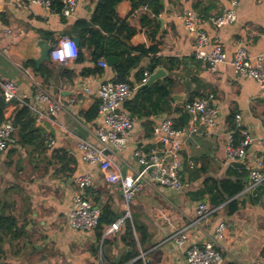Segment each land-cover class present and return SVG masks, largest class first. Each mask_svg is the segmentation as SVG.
Returning a JSON list of instances; mask_svg holds the SVG:
<instances>
[{"label":"crops","instance_id":"0c3cea01","mask_svg":"<svg viewBox=\"0 0 264 264\" xmlns=\"http://www.w3.org/2000/svg\"><path fill=\"white\" fill-rule=\"evenodd\" d=\"M100 1L79 0L74 14L68 17L55 8L61 0H54L51 10L34 3L19 5L15 0H0L1 77L14 81L19 91L30 97L34 87L40 85L66 103L57 118L64 129L45 117L35 123L44 140L31 136L27 144H22L17 128L16 143L0 157V215L18 220L12 231L0 229V264H136L141 252L147 254L150 264H185L187 249L215 237L216 227L222 221L229 226L219 242L223 264H264V190L259 197L241 192L228 197L222 192L223 182L241 181L244 190L247 181V172L239 162L226 157V132L235 113L241 112L253 136L264 137V99L259 97L258 83L238 77L229 62L221 64L217 74L207 70L194 55L196 33L188 30L178 17L185 10L203 18L214 16L231 7L234 0H160L162 9L157 13L147 6L134 9L132 0H121L115 6L116 19L137 31L130 40L132 46L158 47L156 53L142 57L125 75L135 90L123 109L132 115L128 109L132 107L135 113L129 146L122 153L123 170L132 173L138 168L133 157L136 149L148 152L161 147L153 137V128L172 115L174 128L181 131L183 138L178 170L183 189L174 192L151 174L146 175V184L133 201L131 217L126 219L134 227L136 247L121 238L125 223L121 231L101 240L97 229L81 231L68 224L76 191L74 179L90 169L80 160L77 139L95 142L90 130L102 120L99 115L89 119L86 113L98 104L97 92L103 82L124 76L117 65L99 66L102 58L94 60L93 48L82 47L81 57L65 66L52 61L50 54L43 58L42 52L44 46H55L62 38L79 37L76 23L90 22ZM236 1L234 24L222 28L204 26L210 38L205 49L210 51L219 44L231 58L243 42L256 65V57L264 54V0ZM144 16L160 24L156 39L150 35L149 29L153 27H143ZM7 30L13 33L7 34ZM132 55L138 56L139 52L133 51ZM152 59L160 60L158 67H165L168 77L149 87L165 85L168 95L150 94L151 90L137 98L142 89L136 87L141 80L140 69ZM29 60L47 70L36 72L26 65ZM86 87L92 92L87 93ZM210 93L215 95L213 104L220 112L218 125L213 130L202 127L200 132L190 133L189 116L183 106ZM1 95L0 91V99ZM13 107L7 108L9 115ZM47 135L56 138L54 146L47 144ZM57 150L68 152L78 162L77 170L69 177H61L58 171L61 165L52 157L54 154L59 158L54 152ZM92 173L101 210L109 209L115 221L124 218L125 204L119 188L108 183L100 170L92 169ZM200 202L218 210L199 226L187 229L186 243L178 245L172 236L195 217ZM110 225L104 227V232ZM131 254L133 258L128 259Z\"/></svg>","mask_w":264,"mask_h":264},{"label":"built area","instance_id":"2783aa9c","mask_svg":"<svg viewBox=\"0 0 264 264\" xmlns=\"http://www.w3.org/2000/svg\"><path fill=\"white\" fill-rule=\"evenodd\" d=\"M79 0H61L62 14L72 16L76 10ZM19 5L39 4L51 10L54 0H15ZM238 2L234 0L231 7L224 8L219 14L207 18L200 17L192 10H185L178 17L182 19L185 27L196 33L195 57L203 62L207 70L217 74L221 64L229 62L238 77L253 79L259 85V97L264 99V54L256 57L257 64L252 61L245 44L240 43L229 58L224 47L215 44L213 49L207 51L205 46L210 43V38L204 29L205 25L213 28H222L225 25L234 24L237 21ZM0 31V35H1ZM11 35L12 30H7ZM72 41L75 49L73 57H65L63 61L52 58V52L59 50L60 41ZM79 47L72 38H62L50 52L52 61L67 65L71 60H76ZM99 66L107 68L106 58L98 61ZM153 71L145 69L140 82L136 87L144 88L148 85ZM0 89L7 102L17 101L29 108L32 117L36 121L43 118H51L55 124L61 110L66 108V103L60 98L53 97L49 91L40 85L34 87L33 96L21 93L17 84L4 79L0 74ZM135 87L129 80L118 81L107 80L100 85L97 92L99 103L98 115L102 118L100 123L92 126L90 133L95 142L79 137L77 149L80 160L89 165V170L74 179L76 191L73 194L71 207L68 212V224L81 231H93L97 228L102 215V210L97 204L98 193L94 188V175L92 169L100 170L108 183L116 185L123 197L125 204V216L113 222L104 232V238L115 232L121 231L126 219L131 217L132 204L137 194L143 189L146 175L159 183L168 186L174 192L183 189V182L179 176L181 166V149L183 138L181 131L174 128V117L169 115L160 124L153 128V137L161 143V147H155L148 152L136 149L133 157L137 160L138 168L131 173L123 170L122 153L129 146V138L134 127V118L123 109V105L133 96ZM85 91L91 93V88ZM215 95L210 93L204 97L187 101L183 108L189 116V132L197 133L202 127L215 129L219 122V109L213 104ZM233 124L226 132V157L231 162H239L243 171L247 172V181L241 195H252L259 197L264 190V137L253 136L251 130L245 124L243 114L235 113ZM16 127L13 119L0 125V157L5 155L9 147L16 143ZM49 146L56 144V138L52 135L46 136ZM257 146V150L252 148ZM218 207H212L207 202H200L196 208V215L188 224L177 232L172 238L178 245L187 241L186 230L199 226L203 221L216 213ZM227 221H222L216 227L215 237H211L206 243H194L186 251L185 264H223V252L221 244L225 232L228 229ZM141 264H150L147 254L141 252L139 255ZM253 264H260L255 262Z\"/></svg>","mask_w":264,"mask_h":264},{"label":"trees","instance_id":"16d2710c","mask_svg":"<svg viewBox=\"0 0 264 264\" xmlns=\"http://www.w3.org/2000/svg\"><path fill=\"white\" fill-rule=\"evenodd\" d=\"M121 0H101L98 7L94 11L91 21H78L76 23V27L79 29V54L78 58L81 57V48L88 47L93 48L92 57L95 61H98L100 58H107L109 56H116L121 59V61L117 64V69L120 74H122L123 78H117L118 81H126L125 75L127 72L137 66L142 57L148 55L149 53H156L158 51V47L152 46L151 48H145L144 46H132L130 43L133 35L136 34V30L127 25L126 22H120L116 19V11L115 6ZM133 8H139L141 6H147L151 8L154 12H159L162 9L160 5V0H132ZM55 6V2L53 3V7ZM56 10L62 11V3L55 6ZM142 25L148 26V28L153 27L152 30L149 29L150 35L153 39H156L157 34L159 33L160 24L156 23L154 19H150L149 16H144L142 18ZM98 26V27H97ZM107 33V34H105ZM139 52L138 56H133L132 52ZM77 58V59H78ZM161 64L159 59H152L149 63L143 65L140 69L141 76H143V72L145 69H149L150 71H154ZM26 65L28 67H33L36 72H43L47 70L46 66H39L36 64L34 60H29ZM152 90V91H151ZM1 91V89H0ZM151 91V92H150ZM157 93L161 94V96L168 95V91L165 85L155 86L154 88L146 87L142 88L141 91L137 94V98L144 94ZM2 93V92H1ZM0 99V125L8 122L13 119V123L18 128L20 133V143L27 144L30 141V137L39 138L44 140V136L41 134L39 128H35L36 120L32 117L29 108L21 105L17 101L7 102L3 95H1ZM150 98V96H148ZM13 105V112L9 115L10 111L7 108ZM129 105V102L125 104ZM129 111L133 112V108L129 107ZM99 103L93 107L89 112L86 113L87 118L93 119L98 115ZM11 147H9L10 149ZM8 149V151H9ZM59 154V158L56 156L52 157L56 159L57 163L60 164V168L58 171L61 173V177H69L70 174H74V172L78 168V162L75 157L70 155L68 152L64 151H54ZM53 152V153H54ZM243 183L241 181L232 182L229 180L227 182L222 183V192L227 194L228 197H233L239 192L243 190ZM115 222V218L111 216L109 209L102 210V215L100 218L99 225L97 226L98 238L101 240L104 234V227L106 225H110ZM125 230L121 235L124 243L129 244L131 247L137 246V241L134 236V227L130 220H126ZM18 220L14 216H7L5 214L0 215V229L2 231L8 232L12 231L13 228L17 227ZM22 232V230H21ZM16 236V235H15ZM133 255H129L128 259H132ZM141 260H138L136 264H141Z\"/></svg>","mask_w":264,"mask_h":264},{"label":"water","instance_id":"95a60500","mask_svg":"<svg viewBox=\"0 0 264 264\" xmlns=\"http://www.w3.org/2000/svg\"><path fill=\"white\" fill-rule=\"evenodd\" d=\"M74 41L76 43V45L79 47L80 46V39L79 37H76L74 38ZM54 48L53 45L51 46H44L43 47V52H42V56L43 58H47L51 52V50ZM120 60L119 57H116V56H109L107 57V62H108V65L109 66H115L117 65L118 61ZM168 75V70L165 68V67H158L156 68L153 73L151 74L150 76V79H149V83L148 85L149 86H153L154 84H156L157 82H160V81H166L167 79V76Z\"/></svg>","mask_w":264,"mask_h":264},{"label":"clouds","instance_id":"9594fccd","mask_svg":"<svg viewBox=\"0 0 264 264\" xmlns=\"http://www.w3.org/2000/svg\"><path fill=\"white\" fill-rule=\"evenodd\" d=\"M75 55V49L72 41H60L59 50H54L52 52V58L64 60L65 57H73Z\"/></svg>","mask_w":264,"mask_h":264}]
</instances>
